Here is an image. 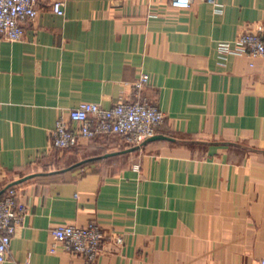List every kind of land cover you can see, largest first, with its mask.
Listing matches in <instances>:
<instances>
[{
    "label": "crops",
    "instance_id": "obj_1",
    "mask_svg": "<svg viewBox=\"0 0 264 264\" xmlns=\"http://www.w3.org/2000/svg\"><path fill=\"white\" fill-rule=\"evenodd\" d=\"M54 1L40 0L23 41L0 37V184L27 210L3 264H259L264 57L221 44L264 25V0H64L63 17ZM141 73L166 115L159 139L48 148L81 103L134 100ZM90 224L106 233L94 263L52 235Z\"/></svg>",
    "mask_w": 264,
    "mask_h": 264
},
{
    "label": "built area",
    "instance_id": "obj_2",
    "mask_svg": "<svg viewBox=\"0 0 264 264\" xmlns=\"http://www.w3.org/2000/svg\"><path fill=\"white\" fill-rule=\"evenodd\" d=\"M216 3V0H206ZM40 0H0V37L17 43L24 40V23L34 20L38 14ZM176 9L191 8L194 0H169ZM53 12L63 17L65 1L56 0ZM224 53H248L253 57H264V25L257 32H246L235 41L221 44ZM150 76L141 73L131 84L135 99L122 97L116 105L105 108L97 104L81 103L69 112L68 118L60 117L49 133L50 150H67L77 147L82 140H95L109 135H118L135 146H142L153 138L159 127L163 126L166 115L156 103L142 96L149 86ZM27 210L20 204L19 191L8 187L3 191L0 184V264L8 261L12 238L23 225ZM53 237L62 243L72 254L94 263L101 251L106 233L97 224L86 227L63 225L53 230ZM116 243H124L122 237ZM259 264H264L262 259Z\"/></svg>",
    "mask_w": 264,
    "mask_h": 264
},
{
    "label": "water",
    "instance_id": "obj_3",
    "mask_svg": "<svg viewBox=\"0 0 264 264\" xmlns=\"http://www.w3.org/2000/svg\"><path fill=\"white\" fill-rule=\"evenodd\" d=\"M157 139H159V137H153V138L149 139L148 141L157 140ZM148 141H146V142H148ZM146 142H145V143H146ZM145 143H144V144H145ZM144 144H143V145H144Z\"/></svg>",
    "mask_w": 264,
    "mask_h": 264
},
{
    "label": "rangeland",
    "instance_id": "obj_4",
    "mask_svg": "<svg viewBox=\"0 0 264 264\" xmlns=\"http://www.w3.org/2000/svg\"><path fill=\"white\" fill-rule=\"evenodd\" d=\"M48 139H49V137H48Z\"/></svg>",
    "mask_w": 264,
    "mask_h": 264
}]
</instances>
